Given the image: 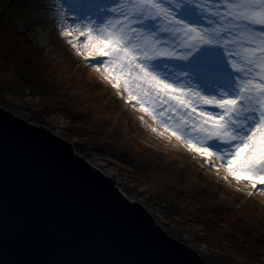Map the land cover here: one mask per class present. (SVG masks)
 <instances>
[{
    "label": "snow or ice",
    "instance_id": "snow-or-ice-1",
    "mask_svg": "<svg viewBox=\"0 0 264 264\" xmlns=\"http://www.w3.org/2000/svg\"><path fill=\"white\" fill-rule=\"evenodd\" d=\"M54 5L78 54L163 133L222 161L236 181L264 186V0Z\"/></svg>",
    "mask_w": 264,
    "mask_h": 264
},
{
    "label": "rangeland",
    "instance_id": "rangeland-1",
    "mask_svg": "<svg viewBox=\"0 0 264 264\" xmlns=\"http://www.w3.org/2000/svg\"><path fill=\"white\" fill-rule=\"evenodd\" d=\"M54 7L41 3L33 9L32 18L36 20L33 26L20 20L17 28L45 51L50 70L56 72L53 76L59 92L77 112L76 122L55 108H47V112L53 113L44 124L34 122L32 115L45 110V105L28 91L22 95L4 92L0 108L23 121L44 126L72 144L76 153L80 146L85 153H78L79 156L110 178L128 200L148 210L163 231L196 250L205 262L206 256L227 261L216 242L209 245L207 232L201 231L200 218L204 217L199 213L207 209L217 211L218 220L226 216V222L222 221L224 229L231 231L235 239L246 236L256 248L261 247L263 251L258 258L263 264L264 190L260 189L264 186L253 189L251 185L246 187L245 181L233 178L229 181L223 177L224 182L220 183L216 178L211 179V167L216 159L206 160L187 146L170 140L174 138L163 133V126L157 120L140 112L139 105L133 106L126 94L113 88L89 58L78 54L74 47L78 42L62 35L64 29L57 28ZM1 40L5 39L0 37ZM161 135H169V141ZM164 166L178 169L179 183L158 176ZM209 191L212 197L207 201L203 195ZM228 219L235 223H229ZM215 226L219 231L220 227Z\"/></svg>",
    "mask_w": 264,
    "mask_h": 264
},
{
    "label": "water",
    "instance_id": "water-1",
    "mask_svg": "<svg viewBox=\"0 0 264 264\" xmlns=\"http://www.w3.org/2000/svg\"><path fill=\"white\" fill-rule=\"evenodd\" d=\"M0 264H206L43 126L0 108Z\"/></svg>",
    "mask_w": 264,
    "mask_h": 264
},
{
    "label": "trees",
    "instance_id": "trees-1",
    "mask_svg": "<svg viewBox=\"0 0 264 264\" xmlns=\"http://www.w3.org/2000/svg\"><path fill=\"white\" fill-rule=\"evenodd\" d=\"M41 3L53 5L54 0H0V37L5 39L0 41V97L8 91L18 95H22L26 91L31 92L45 105L43 106L45 110H37L32 115L33 121L38 124H44L46 118L52 115L53 112H47L49 111L47 108H55L56 111L75 120L78 118L77 112L71 108L70 103L66 102L64 94L59 92L53 76L56 72L50 70L48 59L44 55L45 51L17 28V22L19 23L20 20L33 26V23L36 22L32 18L33 9L40 6ZM4 41L7 43L5 44ZM7 73H9L8 76ZM76 150L78 153H85L80 146ZM91 150L101 151L100 148ZM136 174L138 175L137 171ZM202 212L203 214H201ZM202 212L199 215L204 218L199 217L201 221L199 224L202 226L201 231L205 230L204 234L207 232L206 235L209 238L207 243L212 245V242H216L218 251L227 258L226 261L223 258L210 259L206 256V264H260L259 258L263 251L261 247L256 248L254 246L256 244L250 243L246 236L235 239L231 231H227V228L224 229L222 221L226 222L225 215L221 221L215 217L218 215L215 210L206 209ZM228 220L229 223H235L233 219ZM215 225L220 227L219 231L215 229Z\"/></svg>",
    "mask_w": 264,
    "mask_h": 264
},
{
    "label": "bare ground",
    "instance_id": "bare-ground-1",
    "mask_svg": "<svg viewBox=\"0 0 264 264\" xmlns=\"http://www.w3.org/2000/svg\"><path fill=\"white\" fill-rule=\"evenodd\" d=\"M44 127V126H43ZM161 137H163V138H168V141H169V139H170V136L169 135H167L166 137H164V136H162L161 135ZM172 138H174V137H172ZM170 140H173L174 142H176L177 143V141H178V143L183 147V146H186V144L184 143V141H182V140H176L175 138L174 139H170ZM168 141L167 140H165V142L164 143H168ZM76 153V152H75ZM77 154V153H76ZM192 154H194V153H192ZM212 163H213V161H212ZM222 164H223V162L222 161H219V160H215V164L211 167V169H212V172H211V179H213V178H216V180H218L219 181V183L222 181V182H224L223 181V177H227V179L229 180V181H231L232 179H230V178H232L231 176H228V173H227V171H226V169L222 166ZM161 170L162 171H159L158 172V176L159 177H161V178H163V180H167V181H172L173 183H179V175H177V172L179 173V171H178V169H176L175 167H170V166H164L163 168H161ZM218 177V178H217ZM210 179V180H211ZM222 179V180H221ZM218 181H216V182H218ZM242 182V181H241ZM226 183V182H225ZM228 186H229V184H227ZM233 185V184H232ZM237 186V185H236ZM245 186L246 187H248V186H250V183L249 182H247V181H245ZM226 187V186H225ZM233 188V187H232ZM211 191H209V193H206V194H204L203 196L204 197H207V201L210 199V197H212L211 196V193H210ZM150 213V212H149ZM151 214V213H150ZM152 215V214H151ZM153 216V215H152Z\"/></svg>",
    "mask_w": 264,
    "mask_h": 264
}]
</instances>
